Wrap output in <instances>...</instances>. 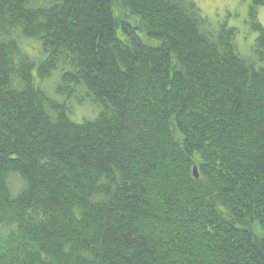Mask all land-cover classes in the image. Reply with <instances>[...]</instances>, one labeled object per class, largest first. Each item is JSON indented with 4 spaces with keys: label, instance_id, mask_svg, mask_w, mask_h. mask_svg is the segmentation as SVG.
<instances>
[{
    "label": "trees",
    "instance_id": "1",
    "mask_svg": "<svg viewBox=\"0 0 264 264\" xmlns=\"http://www.w3.org/2000/svg\"><path fill=\"white\" fill-rule=\"evenodd\" d=\"M260 6L254 61L195 0H0V264H264Z\"/></svg>",
    "mask_w": 264,
    "mask_h": 264
},
{
    "label": "rangeland",
    "instance_id": "2",
    "mask_svg": "<svg viewBox=\"0 0 264 264\" xmlns=\"http://www.w3.org/2000/svg\"><path fill=\"white\" fill-rule=\"evenodd\" d=\"M202 9L203 15L208 19L211 26L214 28H220L223 25L226 27H235L237 29L235 42L239 53L244 57H250L256 61V56L253 51V47L256 44L258 32L252 28L249 22V9L252 4V0H195ZM258 19L264 26V6L258 7ZM25 47L32 57L37 60L44 58L41 55L40 43L36 40L26 41ZM44 80V79H43ZM38 81L41 88L51 96L58 97L55 92L56 85L59 83V75L55 77L52 75L46 78L44 81ZM53 84V85H52ZM86 98V91L81 88L78 97ZM61 99V98H57ZM68 99V104L73 107L71 118L76 122H83L84 120H92L96 118L99 113L97 107L91 102V98L87 97L83 103H77ZM16 182L21 184L19 178L16 177Z\"/></svg>",
    "mask_w": 264,
    "mask_h": 264
},
{
    "label": "water",
    "instance_id": "3",
    "mask_svg": "<svg viewBox=\"0 0 264 264\" xmlns=\"http://www.w3.org/2000/svg\"><path fill=\"white\" fill-rule=\"evenodd\" d=\"M193 174H194V177H196V178L199 177V173H198V170H197L196 166H194V168H193Z\"/></svg>",
    "mask_w": 264,
    "mask_h": 264
},
{
    "label": "bare ground",
    "instance_id": "4",
    "mask_svg": "<svg viewBox=\"0 0 264 264\" xmlns=\"http://www.w3.org/2000/svg\"><path fill=\"white\" fill-rule=\"evenodd\" d=\"M44 88V87H43ZM45 89V88H44Z\"/></svg>",
    "mask_w": 264,
    "mask_h": 264
}]
</instances>
